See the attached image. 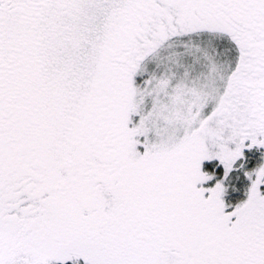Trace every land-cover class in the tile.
<instances>
[{
    "label": "snow or ice",
    "instance_id": "snow-or-ice-1",
    "mask_svg": "<svg viewBox=\"0 0 264 264\" xmlns=\"http://www.w3.org/2000/svg\"><path fill=\"white\" fill-rule=\"evenodd\" d=\"M0 264H264V0H0Z\"/></svg>",
    "mask_w": 264,
    "mask_h": 264
}]
</instances>
